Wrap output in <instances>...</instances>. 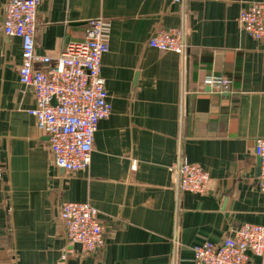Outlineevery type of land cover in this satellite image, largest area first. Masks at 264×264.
<instances>
[{
  "label": "crops",
  "instance_id": "0c3cea01",
  "mask_svg": "<svg viewBox=\"0 0 264 264\" xmlns=\"http://www.w3.org/2000/svg\"><path fill=\"white\" fill-rule=\"evenodd\" d=\"M0 0V264H194L193 246L220 242L244 222L264 224L255 140L264 136V37L237 24L264 0H42L35 53L55 61L107 24L101 75L112 105L97 124L86 169L51 159L18 81L21 42L2 29ZM158 27L184 29L185 59L148 44ZM232 78L210 92L208 75ZM179 157L209 173L205 193L177 192ZM63 201L88 202L104 228L94 253L68 242ZM253 264L260 260L253 256Z\"/></svg>",
  "mask_w": 264,
  "mask_h": 264
},
{
  "label": "built area",
  "instance_id": "2783aa9c",
  "mask_svg": "<svg viewBox=\"0 0 264 264\" xmlns=\"http://www.w3.org/2000/svg\"><path fill=\"white\" fill-rule=\"evenodd\" d=\"M41 1L6 0L2 29L7 36L20 39L18 81L34 94L35 106L28 113L35 118L37 129L46 134L53 163L76 172L89 166L97 124L112 110L101 75V59L109 48L107 24L101 18L89 19L83 40L69 43L52 61L35 53ZM236 21L251 37H264V2L242 9ZM148 44L185 59L186 40L181 27L156 28ZM202 83L210 92L221 94L230 91L232 78L212 74ZM254 152L260 162L258 186L264 201V136L255 140ZM170 169L176 177L177 192H206L209 173L200 165L179 157ZM59 219L68 242L78 244L81 252L90 254L103 247L104 228L90 203L63 201ZM253 256L264 264V224L244 222L220 242L204 241L193 246L194 264H253Z\"/></svg>",
  "mask_w": 264,
  "mask_h": 264
}]
</instances>
